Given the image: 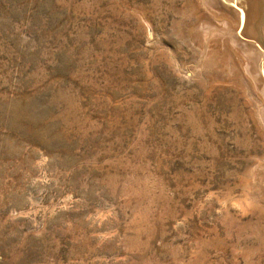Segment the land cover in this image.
<instances>
[{"label":"rangeland","instance_id":"1","mask_svg":"<svg viewBox=\"0 0 264 264\" xmlns=\"http://www.w3.org/2000/svg\"><path fill=\"white\" fill-rule=\"evenodd\" d=\"M212 9L0 0V264H264V86Z\"/></svg>","mask_w":264,"mask_h":264},{"label":"bare ground","instance_id":"2","mask_svg":"<svg viewBox=\"0 0 264 264\" xmlns=\"http://www.w3.org/2000/svg\"><path fill=\"white\" fill-rule=\"evenodd\" d=\"M204 3L208 8L211 6V8L221 12L223 15V19L221 20L223 21V27L214 29L213 32H211V27L206 26V15H204L195 26L201 29L204 28L205 31L203 32L201 30L202 33L200 34L198 29L196 33L194 29H192L194 37L200 41L202 46L204 45V47L207 48L208 37L210 33H213L217 35V39L214 40L217 42L219 41V45H224V47L231 46V48L239 49V51L242 52L241 54H243L241 59H244V68L252 77V79H250L253 85L257 86L258 84H262V86H264V37L261 29L264 21V0H204ZM217 19L220 20L218 17Z\"/></svg>","mask_w":264,"mask_h":264}]
</instances>
